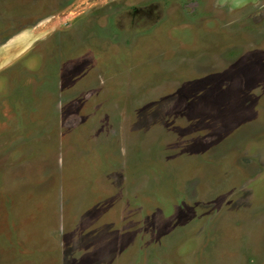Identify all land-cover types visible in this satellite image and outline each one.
I'll use <instances>...</instances> for the list:
<instances>
[{"label":"rangeland","instance_id":"374dc122","mask_svg":"<svg viewBox=\"0 0 264 264\" xmlns=\"http://www.w3.org/2000/svg\"><path fill=\"white\" fill-rule=\"evenodd\" d=\"M152 1L0 0V264H264V0Z\"/></svg>","mask_w":264,"mask_h":264},{"label":"flooded vegetation","instance_id":"af4514ba","mask_svg":"<svg viewBox=\"0 0 264 264\" xmlns=\"http://www.w3.org/2000/svg\"><path fill=\"white\" fill-rule=\"evenodd\" d=\"M12 1L16 2L17 0H12ZM21 2L27 5L29 2H31V0H21ZM165 2L166 0L165 1L164 0H153L152 2L149 3V6L147 4L136 5L133 10L134 11L133 15L130 13L127 17L129 19V29H136L134 28L135 26L140 25L141 22H145L146 20H149V19H160L159 17H161V15L158 14V8L168 9L169 7V6H166ZM190 3L193 8L187 7L188 11L187 9L185 10L186 16L191 19H194V18L202 19L205 13L204 8L208 4L207 0H190ZM177 6H178V3H177ZM177 6H174V7H177ZM174 7L172 6V8L170 7V9H173ZM0 11L3 12V9L1 7H0ZM12 16L14 17V15ZM6 17L8 18V20H10L11 18L10 15ZM125 24H126V21L124 22L123 26H125ZM120 31H122V29Z\"/></svg>","mask_w":264,"mask_h":264},{"label":"crops","instance_id":"0c3cea01","mask_svg":"<svg viewBox=\"0 0 264 264\" xmlns=\"http://www.w3.org/2000/svg\"><path fill=\"white\" fill-rule=\"evenodd\" d=\"M24 4L25 3H23L22 5H20V6H24ZM25 6H26V4H25ZM19 36V33L17 34V36H13V38L14 37H18ZM30 37H31V39H33V36H32V34L30 35V34H27V35H22L21 37H19V38H17L16 40L15 39H13V40H10V41H13L12 42V47L14 48V46H16V47H18V46H20V45H22V44H26L29 40H30ZM11 48V47H10ZM10 48H8L7 50V53L8 54H10L9 53V50H10ZM12 53V52H11ZM7 54V55H8Z\"/></svg>","mask_w":264,"mask_h":264}]
</instances>
